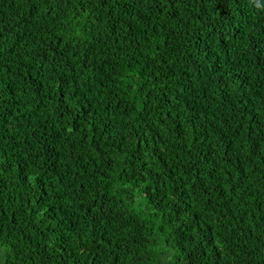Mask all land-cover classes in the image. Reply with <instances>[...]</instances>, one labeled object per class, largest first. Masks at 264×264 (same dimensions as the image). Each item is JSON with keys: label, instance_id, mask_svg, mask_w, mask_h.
Here are the masks:
<instances>
[{"label": "trees", "instance_id": "obj_1", "mask_svg": "<svg viewBox=\"0 0 264 264\" xmlns=\"http://www.w3.org/2000/svg\"><path fill=\"white\" fill-rule=\"evenodd\" d=\"M0 264H264V0H0Z\"/></svg>", "mask_w": 264, "mask_h": 264}]
</instances>
